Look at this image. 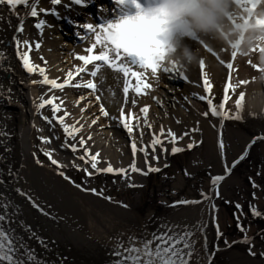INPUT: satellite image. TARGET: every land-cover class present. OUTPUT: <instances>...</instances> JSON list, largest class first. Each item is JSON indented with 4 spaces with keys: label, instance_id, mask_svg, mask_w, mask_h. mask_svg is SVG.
<instances>
[{
    "label": "bare ground",
    "instance_id": "bare-ground-1",
    "mask_svg": "<svg viewBox=\"0 0 264 264\" xmlns=\"http://www.w3.org/2000/svg\"><path fill=\"white\" fill-rule=\"evenodd\" d=\"M66 2L67 5H65V0H61L59 5L53 6L51 0H39L38 10L42 7L47 14L41 13L38 18L27 17L24 20V32L20 33V38L28 40L31 45L29 56L32 62L39 67H44L49 79H55L58 83L63 84L69 79L68 73H73V79L62 89H50L48 85L31 83L33 80H42V77L38 72L28 74L15 56L14 36L20 20L16 16H10L8 7L0 6V16L4 17L0 21V51L5 52L8 58L4 67L11 68L9 73L0 71V83H3L7 88L10 84L9 77H11V81H14L11 83L12 102L9 103L7 97H0V131L7 132L11 137V139H7L0 136V156L5 157L7 163L13 165L14 170L19 169L21 164L24 165L19 172L21 178L15 187H20L24 192L30 194L45 211L56 216L58 222L45 217L33 208L26 197H20L13 193L16 202L23 209L21 219L34 229H38L44 238L54 241L52 247L63 255L77 254L81 250L79 247L83 246L84 242L81 231L69 224L79 223V220H81L80 223H120L122 221L116 214L121 210L120 196L126 191L139 190L141 187L133 188L128 185L130 183L141 185L143 178L147 177L130 171L129 166L134 157L131 151V138L120 123L123 110L124 115L129 117L134 126L137 121L142 125V140L139 130L134 127L133 132L138 148L150 144L153 134H159L161 127L165 129V133L170 129L176 133L177 137L188 133L183 140L178 141L177 146L185 149L183 153H191L192 167H181L182 170H178L181 175L177 177L175 184L168 185L163 189L167 201L160 198L157 200L156 195L154 197L156 206L165 212L160 219L158 218V222L165 221L167 215L168 218L170 217L169 222L171 223L183 222L190 226L194 222L195 225L205 211L204 203L186 206H192V209L197 208L195 206L201 207L198 216L169 214L167 212L174 208L168 205L181 199H200L201 188L204 191V187H207L206 180L208 183L210 182L209 175L206 180H203V174L208 173L206 169L210 170L212 167V175L223 173L225 163L231 167L248 150V145L256 136L264 135V109L250 107L246 102L247 91L251 88L252 79L257 73L264 72V65L260 62L261 57H264L261 53L264 51V36L258 37L261 42L253 47L245 46L248 29L264 30V15L260 14V10L264 9V0H234L238 8V15L231 20V24L237 29L243 23L246 27L239 29V37L230 43L221 42L211 36L194 35L187 39L185 42L201 57L197 65L177 63L175 60L169 61L166 44L165 50L161 53V68L157 73H152L150 69L144 70L138 66H132L134 71L142 73L139 82L136 78L129 80L122 73L115 72L101 62L85 66L78 57L99 55L98 51L101 52V48L97 46L93 52L87 51L95 42V36H91V33L80 27L85 23L84 21L76 20L86 17L88 20L86 23H91L94 26L100 23H114L124 17L137 14L140 9L131 0H125L124 3H119L118 0H84L83 5H77L75 0H66ZM137 3L147 10L160 7L163 0H137ZM53 8L59 14L58 16L51 14ZM26 11L23 6H18L20 16H24ZM9 19H11V24H9ZM39 19L46 21L43 34L35 28V23ZM175 31L174 29L173 34ZM77 32L80 33L79 36L76 35ZM37 42L41 45L39 49L35 48ZM227 64H232L233 68L227 69ZM97 65L100 66V72L93 78L89 73L95 71ZM201 66L204 67L201 68ZM163 67L170 69L175 67L176 70L164 73ZM79 68L86 70L78 73L77 69ZM257 69H261V71ZM205 73L211 87L210 93L204 87ZM88 81L95 83V90L75 86ZM244 81L247 83H241ZM138 83L142 89L140 94L134 91ZM229 83L233 87L225 93L224 90ZM126 86L130 89L127 94L124 93ZM219 91L220 101L217 103L216 97ZM241 93L244 94L245 101L240 121L234 119L221 121L220 118L211 115L206 100H199V96L204 95L213 99V102L219 107L221 103H225L224 97L227 95L229 99L226 103V110L235 115L239 109L236 107L234 99L238 100ZM53 96L56 98L54 104L60 106V111L56 113V116H64V113L67 112L68 115L64 116V119L68 125L75 127L82 125L76 141L70 139L69 143H76L80 137H83L87 143L83 147L78 145V151L75 153L70 147L64 146L65 134L58 120L53 118L52 105H46L42 113L53 119L55 128L44 120L42 115L37 114L34 107L33 100L40 103L41 97L50 99ZM89 98H94V101H89ZM101 105L108 112V116H104L100 111ZM144 107L149 108L146 119L148 124H151V128L144 124L145 115L142 112ZM206 112L207 116L204 115ZM112 117H116V119H112ZM93 120H96V123H93ZM33 123L35 127L32 126ZM221 124H223L222 131ZM193 129H198V131H193ZM89 136H91L90 140ZM41 137L49 138L51 142L45 144L40 139ZM56 137H60V139H56ZM221 138L225 145L223 151L219 147ZM193 139L197 142V146L188 150L187 145ZM201 141L202 143H200ZM255 146L258 147L261 157H264V142L258 141ZM6 147L12 149L11 153L6 151ZM42 147L47 151H52L53 159L64 165L62 170L67 176L83 172L80 169L85 167L89 171H94L90 164H85L79 159L81 155L85 154L84 148L89 149L92 155L100 154L98 167H107L108 163H111L116 169H129L128 179L122 175L102 173L94 175L93 178L97 179L101 176L110 180L112 184L99 186L96 183L92 186H84L89 189L96 188L98 191L103 189L105 195L115 196L116 203L111 205L108 200H102L103 197L82 191L69 181L64 180L58 174L60 169L51 164L40 151ZM166 147L168 148L167 154L162 152L159 146L157 147L156 155L160 157L158 163L152 159L151 155L148 158L152 166L160 167L162 171L167 168H164V163H161V160L164 158L169 160L173 157L171 155L172 145L166 143ZM33 153H36L42 165L36 163ZM232 156L233 158H231ZM135 160L137 167L144 171L147 170V164L141 152L136 153ZM7 163L0 164V168L4 169L5 176L3 178L6 182L9 180L6 174ZM240 163L236 166H240ZM74 164L79 165V169L74 167ZM185 169L190 174L188 177L185 176ZM247 172L249 171L244 174L249 177ZM168 177L170 178V176ZM167 180L169 179L167 178ZM0 190H2V186H0ZM192 192L194 196H189L188 193ZM185 194L188 196L186 197ZM101 205H109L111 210H105ZM175 211L178 210L175 209ZM152 219L149 217L147 220L151 221ZM125 221L136 222L137 217L129 216L125 218ZM59 242L71 246L73 250L68 247H66L68 249L61 250L58 248ZM202 243L201 239L200 244ZM262 243H264V239ZM33 245L37 251H41L35 241H33ZM85 248L88 249L87 246ZM49 258L54 259L55 252L50 253Z\"/></svg>",
    "mask_w": 264,
    "mask_h": 264
},
{
    "label": "snow or ice",
    "instance_id": "snow-or-ice-1",
    "mask_svg": "<svg viewBox=\"0 0 264 264\" xmlns=\"http://www.w3.org/2000/svg\"><path fill=\"white\" fill-rule=\"evenodd\" d=\"M118 2L124 3L125 0H118ZM131 2L140 9L135 15L124 17L114 23H100L95 26L91 23L80 25V27L95 36V42L92 44V47L87 49V51L93 52V50L99 46L101 52L99 55L79 56L78 59L83 61L85 66L94 62H101L115 72L122 73L126 78H129V80L131 78H136L139 82L142 73L134 71L132 66H138L140 69L144 70L150 69L152 73H157L161 68V53L165 50L166 45V41L162 39V36L167 31L168 10L164 6L146 10L137 3V0H131ZM38 3L39 0H0V6L8 7L10 9V16H16L20 20L19 27L14 36L16 58L22 63L23 69L28 74L38 72L39 76L42 77V80H33L31 83L48 85L50 86V89H62L73 79V73H68L69 79L63 84L58 83L55 79H49L48 75H46L45 68L39 67L32 62L29 56V52L31 51L29 41L20 38V33L24 32V20L27 19V17L38 18L41 13H46V10L42 7L38 10ZM60 3L61 0H51L53 6L59 5ZM75 3L77 5H83L84 0H75ZM18 6H23V8L27 10L24 16H20ZM51 14L56 16L59 15L55 11V8H53ZM3 19L4 17L0 16V21ZM69 22L71 23V21ZM9 24H11V19H9ZM45 26L46 21L44 19H39L38 22L35 23V28L38 29L41 34L44 32ZM47 26L50 27V25ZM76 35L79 36L80 33L77 32ZM40 47V43L37 42L35 48L39 49ZM6 59L8 58L6 57L5 52L0 51V71L9 73L11 72V68L4 67ZM203 67L204 66H201V68ZM226 67L227 69H232L233 65L227 64ZM85 70V68H79L77 69V72H84ZM175 70V67H172L171 69L169 67H163L164 73H169L170 71ZM99 72L100 66L97 65L96 70L91 71L89 75L95 78ZM184 78L186 79V77ZM9 79L10 84L7 88H5L3 83H0V97H7L8 102L11 103V83H14V81H11V77H9ZM241 83H247V81ZM75 86H82L93 90L96 88L95 83L92 81H88L82 85L77 84ZM144 87H147V85H144ZM204 87L207 92H211L206 73L204 75ZM232 87L233 85L229 83L224 90L225 93H227L228 89ZM129 90V87L126 86L124 88V93L127 94ZM134 91L137 94L141 93L142 89L140 83L135 86ZM55 99V96L50 99H44V97H41L40 103H36L35 100H33V104L37 114L42 115L43 119L55 128L53 119L44 116L42 113V110L46 105H52L53 118L58 120V123L62 126L65 134L64 146L70 147L75 153L78 151V145L79 147H83L87 143L83 137H80L76 143H69L70 139L76 141L77 134L81 131L82 125L81 127L68 125L64 119V116L68 115L67 112L64 113V116L57 117L56 113L60 111V106L54 104ZM97 99H99V97H97ZM224 99L225 103H221L219 107H217L213 102V99L204 95L199 96V100H206L207 107L210 109L212 116L220 118L221 121L232 119L236 121L242 120V111L245 101L244 94L241 93L239 99L236 101V107L239 111H237L235 115L226 110V103L229 97L225 95ZM100 111L104 116L109 115L108 112L104 110L103 105H101ZM142 112L145 115L144 124L151 128V124H148L146 119L149 108L144 107ZM204 115L207 116L208 113L206 112ZM112 119H116V117H112ZM92 122L96 123V120H93ZM120 123L123 128L126 129L128 136L131 138V151L134 159L129 167L132 173H140L144 176H148L152 173H161L162 169L160 167L152 166V163L148 160L151 155L153 160L157 161V163L159 162L160 157L156 155L158 146L162 152L167 154L168 148L166 147V143L171 144V155L173 156L185 151L184 148L177 146V143L179 140H183L184 136L188 135V133H184V135L177 137L176 133L172 132L170 129L165 133V129L161 127L159 134H153L150 144H145L138 148L133 132L135 127V129L140 132L141 140L143 139V128L141 123L137 121L134 126L129 117L124 115L123 110L121 111ZM32 126L35 127V124L33 123ZM222 128L223 124H221V131ZM193 131H198V129H193ZM0 136L11 139L7 132L0 131ZM40 139L45 144L51 142L50 139L46 137H41ZM56 139H60V137H56ZM88 139L90 140L91 136H89ZM258 141L264 142V135L256 136L248 145V150H246L231 167H228L225 163L224 175H211L209 172L210 191L204 192L201 188L199 192L200 199H181L168 205L169 207L175 208L181 205L189 206L202 203L205 204L206 213L211 218V222L215 227V243L211 249L209 247L208 237L209 221L204 218V213H202L201 219L195 225H185L182 227L179 224L161 223L159 228L154 231H149L148 224H144L139 234L131 230L118 233L117 236L114 237V246L107 253L110 259L106 264H214V259L217 253L221 251L220 239L222 237H224V245L231 247L225 233L220 229L217 218L219 207L216 205L215 200L221 199L220 185L226 179L227 175L231 174L237 164L249 157L250 150ZM200 143H202V141ZM196 146L197 142L193 139L192 142L187 145V149L191 150ZM219 147L221 151L225 148L222 138L219 142ZM6 151L11 153L12 149L6 147ZM40 151L48 158L51 164L60 169L58 174L63 177L64 180L69 181L82 191L91 192L92 194L101 196L105 200L113 203H116V201H114L111 196L105 195L103 189L98 191L96 188L89 189L83 187V185L88 183L89 178L102 173L122 175L125 179H128L129 169H116L111 163H108L107 167H98V164L100 163L98 157L100 154L96 153L92 155L89 149L84 148L85 154L81 155L79 159L84 161L85 164H90L91 169L94 171H89L87 167L80 169L85 173V176L82 183H76L75 180H72L62 170L64 165L59 164L57 160L53 159L52 151H47L43 147L40 148ZM138 151L144 156L145 163L147 164L146 171L137 167L135 156ZM33 156L36 158V163L42 165V162L39 157L36 156V153H33ZM3 163H7V161L5 157L0 156V164ZM23 167L24 165L21 164L19 169L14 170L13 165L7 163L8 170L6 174L9 177L7 182L3 178L5 176L4 169L0 168V186H2V190H0V264H65L69 258L62 256L58 251H55L52 247L55 242L44 238L38 229H34L25 220L21 219L23 216V209L21 205L16 202L13 193L20 197H26L33 208L37 209L45 217L58 222L57 217L48 211H45V209L38 204L30 194L24 192L20 187H15L21 178L19 172ZM74 167L79 169V165L74 164ZM168 167L170 166L165 163L164 168ZM189 175L187 169H185V176L188 177ZM128 186L133 188L143 187V185H137L134 183H130ZM252 187H259L254 180H252ZM253 197H255V192H253ZM225 203H231V201H225ZM121 206L128 208L127 204H122ZM249 207L253 217L264 218V213L259 211L254 205H250ZM235 208L240 211L241 215L243 214L242 206L239 203L235 205ZM233 215L236 216L238 230L244 233V236L242 240H233L232 243H244L250 245L249 253L255 256L256 252L252 250L253 240L248 237L246 229L241 224L240 215H237L235 212ZM262 235H264V233H262ZM201 239L203 241L202 244H200ZM33 241L39 245L41 251H37V248L33 245ZM53 252H55V259H50L49 254ZM260 255L264 256V252H261Z\"/></svg>",
    "mask_w": 264,
    "mask_h": 264
},
{
    "label": "rangeland",
    "instance_id": "rangeland-1",
    "mask_svg": "<svg viewBox=\"0 0 264 264\" xmlns=\"http://www.w3.org/2000/svg\"><path fill=\"white\" fill-rule=\"evenodd\" d=\"M67 2L65 0V5H67ZM76 21H84L86 23L88 20L86 19V17H83L82 19L78 18ZM92 35L94 34H91V36ZM260 49L261 51L263 50L262 47ZM98 53H100V51H98ZM261 53L264 56V51H262ZM259 71H261V69ZM160 89L162 88L160 87ZM216 98V101L218 103V101H220V91L218 92ZM234 98H236V96H234ZM89 101H94V98H89ZM236 101L237 99H234V103H236ZM255 145H253L252 149L250 150L249 157L241 162L240 166H236L231 172L230 176L227 175L226 179L220 185L221 199L215 200L216 205L219 207L217 218L220 229L225 233V236L227 237L229 244H231V247L224 245V237H222L220 239L221 251L217 253L214 259V264H264V256L260 255L261 252H264V243H262L264 239V235H262V233H264V218L253 217L249 207L250 205H254L259 211L264 213V157H261V155L259 154L260 151H258L259 149ZM237 153H239V151H237ZM231 158H233V156ZM161 161V163L169 164L170 167L166 169L167 171L164 169L159 174H149V176L144 177L142 180L141 185H143V187H141L137 191H126L120 196L121 203L128 205V208H124L121 206V210L117 211L116 213L119 216V219L122 220L120 223H80L81 220H79V223H67L71 226L73 225L78 231H81L84 242L83 246L79 247L81 248V250L77 254H61L62 256L69 258L65 262V264H106V262L110 259L107 253L114 246V237H116L117 234L122 231L126 232L131 230L139 234L144 224H148L149 231L156 230L157 228H159L161 223L179 224L182 227L185 225L183 222H169L170 217L168 218L167 215L165 217V221L158 222V218L160 219L165 212H163L159 207L156 206V199L154 195L157 196V200H159V198L166 201L168 200L163 193V189L167 188L168 185L173 186L175 184L177 177L181 175L179 171L182 170L183 167H192L191 153H182L171 157L169 160L164 158ZM209 165L212 166L211 164ZM206 171H208V173L210 172L212 175V167H210V170L206 169ZM246 171H249L247 172L249 173V177H246L247 175L244 174L246 173ZM82 173L83 172H79L78 174H69L68 176L72 180H75L76 183H82V180L85 176V174ZM208 173L203 174V180H206L208 178ZM224 174L225 171L219 175ZM168 176H170V178ZM167 178L169 180H167ZM252 180H254L259 187L253 188ZM206 181L207 187H204V192H209L210 182L208 183V180ZM96 183L99 186L104 184H112V182L107 178L99 176L97 179H94L93 177L89 178L86 185L92 186ZM84 186L85 185H83V187ZM253 192H255V197H253ZM192 193H188V195L194 196V193ZM188 195L185 194L186 197ZM114 198L115 196H112V199L114 201H117V199ZM101 199L105 200L104 198ZM225 201H231V203H225ZM108 202L110 203V201ZM237 203L242 206V215L240 214V211L235 208V205ZM110 204L113 205L114 203L111 202ZM101 206L105 210H111V207L109 205ZM191 207L181 205L175 207L174 210H169L167 213L198 216L199 212H201V207L195 206L197 208L194 209H192ZM175 209L178 211H175ZM98 212L99 211L97 209V213ZM234 212L237 215H240L241 224L246 229L248 237L253 240L252 250L256 252L255 256L249 253L250 245L244 243H232L233 240H242L244 236V233L240 232L237 228L236 216L233 215ZM129 216L137 217V221H125V218ZM149 217L153 219L151 221L147 220ZM204 218L209 221L208 237L209 247L211 249L215 243V227L211 222V218L207 215L206 210L204 211ZM142 220H146L147 222H143ZM192 223V225H194V222ZM84 245L88 247L87 250ZM66 247L72 249L71 246L66 245L65 243H58V248H60L61 250H65ZM83 247L85 250L82 249Z\"/></svg>",
    "mask_w": 264,
    "mask_h": 264
},
{
    "label": "clouds",
    "instance_id": "clouds-1",
    "mask_svg": "<svg viewBox=\"0 0 264 264\" xmlns=\"http://www.w3.org/2000/svg\"><path fill=\"white\" fill-rule=\"evenodd\" d=\"M161 6L168 10L167 31L162 39L167 44L169 61L199 63L201 57L185 42L194 35L211 36L224 43H230L240 35V30L231 24L238 15L234 0H163ZM260 14L264 15V9ZM260 36H264V30L248 29L245 46L251 48L260 43ZM260 62L264 65V57ZM246 102L250 107L264 109V72L257 73L252 79Z\"/></svg>",
    "mask_w": 264,
    "mask_h": 264
}]
</instances>
